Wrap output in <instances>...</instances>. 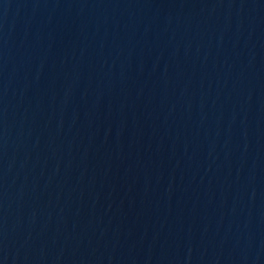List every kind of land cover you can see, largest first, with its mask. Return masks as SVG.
<instances>
[{"label": "water", "instance_id": "obj_1", "mask_svg": "<svg viewBox=\"0 0 264 264\" xmlns=\"http://www.w3.org/2000/svg\"><path fill=\"white\" fill-rule=\"evenodd\" d=\"M0 264H264V0H0Z\"/></svg>", "mask_w": 264, "mask_h": 264}]
</instances>
